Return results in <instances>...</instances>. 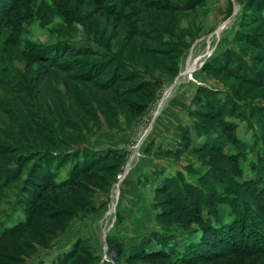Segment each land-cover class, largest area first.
Returning a JSON list of instances; mask_svg holds the SVG:
<instances>
[{
	"label": "rangeland",
	"instance_id": "374dc122",
	"mask_svg": "<svg viewBox=\"0 0 264 264\" xmlns=\"http://www.w3.org/2000/svg\"><path fill=\"white\" fill-rule=\"evenodd\" d=\"M4 1L0 264H264V0Z\"/></svg>",
	"mask_w": 264,
	"mask_h": 264
},
{
	"label": "trees",
	"instance_id": "16d2710c",
	"mask_svg": "<svg viewBox=\"0 0 264 264\" xmlns=\"http://www.w3.org/2000/svg\"><path fill=\"white\" fill-rule=\"evenodd\" d=\"M107 2L109 0H96V3L99 5L104 4V2ZM124 4L119 6V4H117L118 8L124 7V6H128L130 4H134L136 3L137 0H123ZM148 1V0H147ZM161 0H151L150 2L153 3H158ZM8 9V5L6 3V1L4 0H0V19L4 17V14L6 13ZM121 12V11H119ZM125 13V12H124ZM1 21V20H0ZM205 134L208 136L209 138V134L207 132H205ZM212 149H219L220 146L219 144L215 145V143H211L210 146ZM224 149V146L222 147ZM45 155V154H44ZM44 155H41V157H43ZM91 156H93L92 159L87 160V158H84L83 163H81V165L77 166V170L74 173L75 176L77 175H89L91 172V170L93 169V167L95 165H97L100 161H105L106 159H108V157L110 156L113 159H121L123 156L121 154L120 151H111V154L109 155L108 150H96L95 153H91ZM87 156V153H86ZM230 158H233L232 156H230ZM40 160H43L44 158H39ZM64 161V159L62 160ZM93 161V162H92ZM60 163V162H59ZM74 172V170H73ZM72 171H70V176L68 179H66L65 181H61V182H54V185L58 186V187H68L72 185V181L71 180L74 176V174ZM82 173V174H81ZM6 172H2L1 175H6ZM52 174L49 175V180L52 181ZM181 209L183 211V213L192 221L195 222H199L202 221V210H201V202L198 200L195 192L191 189V188H187L185 190V195L183 196V200L181 201ZM28 220H25L24 222L22 221V223L20 222L19 224L17 223L14 226H10V227H6L4 228L1 232H0V240L5 236V235H13L14 233H16L15 231H17L21 226H23L24 224L27 223ZM226 241L228 243H232L233 240L231 237H221L219 235H217L214 231H212L209 228H206L203 232L202 235V241H201V245L200 246H204L206 249H208L210 252L215 253V254H221V255H227L228 254V246L227 244H225L223 241ZM223 240V241H222ZM236 245V244H235ZM256 245V244H254ZM255 247V246H254ZM236 248V246H235ZM237 249V248H236ZM164 251V252H163ZM166 250L162 249V250H158V251H153L151 253L149 252H143L142 255H144L145 257H161L164 255V253ZM168 253V252H167ZM72 254H70L69 256H71ZM197 257H200L197 255ZM196 258V257H195Z\"/></svg>",
	"mask_w": 264,
	"mask_h": 264
},
{
	"label": "bare ground",
	"instance_id": "6f19581e",
	"mask_svg": "<svg viewBox=\"0 0 264 264\" xmlns=\"http://www.w3.org/2000/svg\"><path fill=\"white\" fill-rule=\"evenodd\" d=\"M197 59H194L193 55H191V57L188 60V68L184 73V76H187V78H189L190 74L192 73L194 66L196 64Z\"/></svg>",
	"mask_w": 264,
	"mask_h": 264
},
{
	"label": "crops",
	"instance_id": "0c3cea01",
	"mask_svg": "<svg viewBox=\"0 0 264 264\" xmlns=\"http://www.w3.org/2000/svg\"><path fill=\"white\" fill-rule=\"evenodd\" d=\"M131 181V180H130ZM132 182V181H131ZM127 183V182H124L121 186H122V193H127L128 192V190H129V188H132V185H134L133 184V182L132 183Z\"/></svg>",
	"mask_w": 264,
	"mask_h": 264
}]
</instances>
